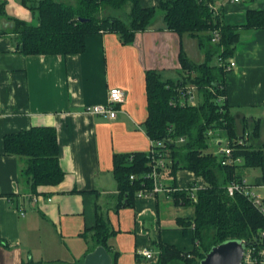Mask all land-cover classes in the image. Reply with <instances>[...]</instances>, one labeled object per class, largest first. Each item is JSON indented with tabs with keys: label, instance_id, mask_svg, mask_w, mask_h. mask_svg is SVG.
<instances>
[{
	"label": "crops",
	"instance_id": "1",
	"mask_svg": "<svg viewBox=\"0 0 264 264\" xmlns=\"http://www.w3.org/2000/svg\"><path fill=\"white\" fill-rule=\"evenodd\" d=\"M203 1L239 34L231 56L236 66L224 75L225 101L237 137L249 132L247 142L261 146L264 154V27L245 26L248 11L264 12V0ZM158 2L140 0L143 7ZM13 19L35 23L36 14L21 0H0V264H83L93 245L86 229L96 223L98 213L114 230L107 244L116 264H155L159 242L193 249L192 230L185 233L179 220L193 210H179L186 205H175L166 193L136 195L131 205L118 206L122 199L113 158L148 152L145 73L155 69L164 78H177L181 48L193 62H202L205 52L197 37L164 28L162 14H157L149 28L127 43L117 33L98 32L86 36L80 53L24 54ZM216 61L214 56L212 63ZM111 87L124 91L114 118L85 110L105 103ZM32 126L56 131L64 171L57 184L33 189L23 174L27 159L5 152V134ZM210 141L218 147L214 138ZM246 169L240 164L236 170L247 180ZM167 180L165 184L173 180L179 188L203 183L187 169L176 170ZM248 182L264 198V174ZM144 248L152 258H144Z\"/></svg>",
	"mask_w": 264,
	"mask_h": 264
},
{
	"label": "trees",
	"instance_id": "2",
	"mask_svg": "<svg viewBox=\"0 0 264 264\" xmlns=\"http://www.w3.org/2000/svg\"><path fill=\"white\" fill-rule=\"evenodd\" d=\"M21 3L36 14V22L28 23L13 19V31L18 36L24 54H73L84 50L88 34L98 32L117 33L123 43L133 40L138 31L145 30L161 11L164 28L178 34L195 35L198 45L204 50L202 62H193L180 49L178 77L164 78L149 69L145 73L147 118L144 129L150 140L164 141L167 162L162 179L168 181L178 169H187L202 178V186L196 190L193 201L188 191L179 189L174 181L167 185L175 205L191 206L190 215L180 218L183 231L192 230L194 247L183 251L172 244L159 242L156 264H200V259L215 244L227 239H243L252 242L260 228L264 227V215L241 193L230 195L226 186L241 177L237 167L264 166L262 147L251 142L234 145L232 155L241 157L242 163L222 165L219 154L208 151V130L237 138L234 117L225 101V70L212 63L213 57L227 59L232 56L238 40L234 27L225 25L213 14L203 0H159L156 6L143 7L140 0H21ZM126 18L116 15V10H125ZM246 27H264V12L251 10L246 15ZM218 30L219 41L212 42V32ZM189 85L197 88L200 101H187ZM258 122L252 133L256 134ZM182 138V140L180 139ZM4 148L7 154L23 156L27 164L23 174L33 189L38 185L59 183L64 171L59 163V146L56 131L52 126H32L28 129L5 134ZM114 172L122 200L118 203L132 204L137 192L152 187L151 179L142 176L150 169L148 153L136 152L114 155ZM134 174L135 178L130 179ZM194 184V183H193ZM191 184V185H193ZM158 194V193H157ZM193 225V226H192ZM93 245L107 244L114 230L102 214H97L96 223L86 229ZM82 235L87 238V233ZM89 250V251H90ZM112 264H116V254ZM181 262V263H180ZM22 264H43L27 262ZM70 264H81L80 262Z\"/></svg>",
	"mask_w": 264,
	"mask_h": 264
},
{
	"label": "built area",
	"instance_id": "3",
	"mask_svg": "<svg viewBox=\"0 0 264 264\" xmlns=\"http://www.w3.org/2000/svg\"><path fill=\"white\" fill-rule=\"evenodd\" d=\"M236 1V0H235ZM212 42H218L220 33L218 30L212 32ZM216 64L222 67L225 71H228L236 66L235 60L232 57L227 59H222L220 56L216 57ZM194 87L189 85L187 88L190 89ZM189 91H187L188 93ZM124 91L119 87H111L108 90L107 100L105 103H97L87 105L85 110L92 114L102 115L107 118H114L117 113V104L123 100ZM191 104H194V95L189 94L188 97ZM225 99L224 95H219L218 100L223 101ZM249 137V132H244L242 136L235 139L213 137L215 143L218 144V149L215 154L220 155V162L222 165H235L241 162V157H234L232 155V150L234 145H244ZM182 140V138H180ZM165 147L164 141L162 140H150V145L148 149V159L150 163V169L143 173L142 176L151 179V188H142L137 192L138 196L143 195H154L157 193H166L170 196L169 191L173 190V187L167 186L162 179L163 172L167 168L168 160L165 157L167 154L163 149ZM135 175L131 174L130 179H134ZM202 184H196L179 188L188 191L189 196L193 201L196 200V190L200 188ZM227 191L230 195L234 192H238L246 196L251 203L257 208L259 212L264 215V198L256 193L252 188V185L244 178L233 179L226 186ZM23 214V213H22ZM193 226V225H192ZM141 254L146 259L152 258L153 254L150 249L144 248ZM241 264H264V227L260 228L257 232V236L252 242L246 243L244 251L242 254Z\"/></svg>",
	"mask_w": 264,
	"mask_h": 264
},
{
	"label": "water",
	"instance_id": "4",
	"mask_svg": "<svg viewBox=\"0 0 264 264\" xmlns=\"http://www.w3.org/2000/svg\"><path fill=\"white\" fill-rule=\"evenodd\" d=\"M245 247L243 239H227L213 245L200 264H241ZM83 264H112V256L103 245H96L83 258Z\"/></svg>",
	"mask_w": 264,
	"mask_h": 264
},
{
	"label": "rangeland",
	"instance_id": "5",
	"mask_svg": "<svg viewBox=\"0 0 264 264\" xmlns=\"http://www.w3.org/2000/svg\"><path fill=\"white\" fill-rule=\"evenodd\" d=\"M61 1L64 3H69V0H61ZM125 11H127V9H125L124 11L123 10H116L115 13H116V15L118 14L119 16H121V18L125 19L126 18L125 14H124ZM157 14H161V11H158ZM187 91H189L187 93L188 97H189V94L194 95V97H195L194 104L198 103L200 101V95H199L198 90L195 86L194 87L190 86V89H188V88L186 89V92ZM188 97H187V101L190 102ZM208 135H209V138L207 140L208 141V151L218 149V147H216V146L211 147L212 144H210L211 143L210 139H212L213 136L216 135V134H214V130L213 129L208 130ZM244 168H247L246 169L247 170V174H246L247 180L252 182V183H254V180L256 179L257 176L261 177L264 174V166L263 167L253 166V167H244ZM240 172H241V170H240ZM160 195L165 196V193H161ZM179 210L188 213L191 210H193V208L190 206H184V207H180ZM183 212H181V213L183 214ZM156 263H157V261L155 262V264ZM168 264H178V262H171Z\"/></svg>",
	"mask_w": 264,
	"mask_h": 264
}]
</instances>
